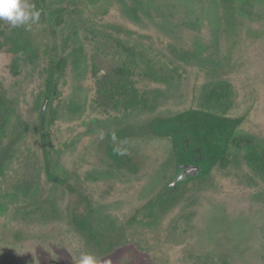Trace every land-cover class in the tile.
I'll return each instance as SVG.
<instances>
[{"label": "rangeland", "instance_id": "rangeland-1", "mask_svg": "<svg viewBox=\"0 0 264 264\" xmlns=\"http://www.w3.org/2000/svg\"><path fill=\"white\" fill-rule=\"evenodd\" d=\"M4 1L0 43L23 40L41 52L47 32L34 0ZM103 1L105 27L91 22V12L72 8L56 28L62 71L46 107L44 144L40 63L31 49L19 58L0 49V232L12 231L14 222L21 227L18 251L0 245V264H264V0H236L232 16L220 0ZM191 107L246 112L239 130L249 136L246 155L256 158L236 149L225 166L195 183L183 180L175 195L157 194L178 175L170 141L129 140L121 150L147 159L137 178L144 190L133 193L135 179L101 156L105 133ZM53 175L60 184L50 181ZM78 175L81 187L74 188L82 200L84 191L93 218L121 226L166 213L147 229L132 224L140 245L147 234L148 254L129 256L124 248L116 256H89L64 238L69 193L61 183ZM15 198L19 211L11 207ZM51 231L58 237L53 245Z\"/></svg>", "mask_w": 264, "mask_h": 264}, {"label": "flooded vegetation", "instance_id": "flooded-vegetation-1", "mask_svg": "<svg viewBox=\"0 0 264 264\" xmlns=\"http://www.w3.org/2000/svg\"><path fill=\"white\" fill-rule=\"evenodd\" d=\"M222 36L225 37L227 35L226 33H224L222 34ZM186 110H189L191 113L197 112V111L212 112V111L199 110L193 107L188 108ZM186 110H183V111H186ZM40 112H41V109H40ZM40 112H39V125H38L39 134H40L39 136H41L42 138L41 141L44 144L46 140L45 116H44L43 130H41ZM223 113H219V114H223ZM225 114H228V113H225ZM240 117L246 118L247 117L246 112L241 113ZM195 119L196 118L194 117L192 118L191 122L193 126L190 131L191 134H189L190 137L186 139V142H185L186 143V149H185L186 156L183 157L181 161L174 162L175 170L177 171L178 175L173 177V184H170L166 186L165 188H161L157 194H159L160 192L163 193V191H166L165 189H167L168 193L175 195L178 190V185L179 184L181 185L183 180H188L190 182L189 184H191L201 179V177L206 174V171L209 167L208 162L206 160V157H207L206 150H205L206 142L211 140L213 142H216L217 145H219V147H222L223 143L228 137L226 133L223 135L222 133L216 132L215 137L213 139H208L207 138L208 131H206V133L199 132L197 134L198 125L196 124ZM148 124H149V119L147 118L144 122H137L135 124H126L122 126L121 128L118 127V128L110 129L109 131L105 133V136H104V143H105L104 146L105 147L103 149V153L101 154V156L104 157L106 161H110L109 163L114 170L124 173L130 179L131 178L135 179V182L131 183V186L134 185L133 193H137V192L139 193L142 190H144L145 183H142L140 181L138 182L137 178L139 177L138 176L139 174L145 172L144 170H146L147 159L142 154L133 155L129 151L127 152L122 151L121 147L123 146V143L126 144L129 140L130 141L142 140L143 138H149V137L157 138L160 140L168 139L171 143V150H172L173 140L167 136L155 135L154 133L149 134ZM241 124L238 127L237 133H236V138H237L236 141L238 143L237 149L239 152L240 151L244 152V154L242 155L244 159L245 158L249 159L252 156L254 157V153H250L249 154L250 157L249 155L248 156L246 155V150L244 149V146L248 144L249 136L240 132L241 130L239 129L242 126ZM119 130H121L122 133L119 132ZM121 134H123L124 136H122ZM107 135H109V137ZM185 136L187 137L188 134H185ZM204 136H205V139L202 138ZM172 158L174 160L173 151H172ZM42 161L43 162L48 161V155L46 157H43ZM180 164L192 165L196 167L197 169H201V172L197 177H190V175L188 174L187 168L179 167ZM77 166L81 167V169L84 167L82 162H79ZM45 171L48 172V170H45ZM210 171H208V173ZM50 181L53 183H59L60 180H58V178L53 175V176H50ZM80 182H81L80 177L78 175L77 179L71 183H68V184H65V182L61 183L62 186H64L66 190H68V193H69V204H68L69 208H67L65 212L66 220L62 222V225L64 226L63 227L64 238L71 239V240L74 239L77 243H80V245H82V248L87 252L89 256H116L117 252L124 248L127 250V254L129 256L146 255L145 253H148V249H146L147 234L145 238L141 240L142 245H140L139 237L137 235V230H133L136 228L132 226L134 221L140 224H143V223L139 222V220H135V218L132 217L134 220H131L130 218L128 220H125L121 226H117V224L112 219L101 221V220H98V218H93V210L91 208V203L85 196L84 191L81 190L83 194V200H82L76 190L79 188H74L76 184L79 185V187H81ZM70 185H72L73 187L71 188ZM2 192L4 193L3 195H1V197H6L4 195L5 192L9 193L6 190ZM18 205H19L18 199L15 198L14 204L11 205V207L13 208V210L19 211ZM146 207L148 208V205ZM149 207L154 208L153 206H150V205ZM0 208H2L3 211L5 212V207L3 208V206L0 205ZM143 208L145 207L143 206ZM147 211L150 212L151 210L149 211L147 209ZM151 212H153V210ZM145 223H147V221L144 222L143 226L147 229L148 226L145 225ZM13 225L15 226H13L12 231L11 230H8V231L1 230L0 245L4 248V244L6 245L10 244L13 246L14 251L15 250L18 251L19 249L18 247L20 246L19 228L21 227L18 222H14ZM142 229L144 228L142 227ZM52 231L49 233V237H48L49 243L56 242V240L58 239V237H51ZM53 244L54 243H51V245ZM141 259L145 260L144 257H141Z\"/></svg>", "mask_w": 264, "mask_h": 264}, {"label": "trees", "instance_id": "trees-1", "mask_svg": "<svg viewBox=\"0 0 264 264\" xmlns=\"http://www.w3.org/2000/svg\"><path fill=\"white\" fill-rule=\"evenodd\" d=\"M218 1V0H215ZM236 0H220L221 4L225 6L224 12L225 14L228 12L230 15H235L237 12L236 7L234 8L231 3L235 4ZM100 4L99 13L92 12V7L96 3ZM107 2V0H106ZM5 4L11 3L10 0H5ZM35 10L39 13L41 17V21L45 26V30L47 32V38L45 39V46L39 52V49L30 48V44H25L23 40H16L14 46L9 44L10 40H6V42L0 43V49L4 47H8L7 51L9 53L14 54L15 56L23 57L26 55V51L31 49V59H36L40 63V80L42 81V85L44 87V91L39 94V97L48 98L54 93L55 86L57 85L56 81L59 77V73L61 70V63L63 61V57L61 52L59 51V42L56 38V28L58 27L63 15L69 9H82L84 8V12L88 14L91 12L92 16H88L91 22L98 23L99 25L104 26V21L106 19L107 14H109L108 8L104 10V1L103 0H67L65 3L54 4L49 0H34ZM107 5V4H106ZM95 9V8H94ZM134 7H131V11ZM133 12V11H132ZM109 24H106V27ZM105 27V26H104ZM115 26H113L114 28ZM121 28L120 26H116ZM225 30V29H224ZM227 31V30H226ZM227 35V34H226ZM26 50V51H25ZM39 52V53H38ZM174 53L184 58V54L180 49H175ZM183 55V56H182ZM227 92L226 90H224ZM229 91V90H228ZM39 101V98H38ZM39 104V103H38ZM39 108V107H38ZM41 109V107H40ZM45 116V115H44ZM196 118V124L198 125V132L206 133L207 138L213 139L215 137L216 132L222 133L223 135L226 133L228 137L223 143L222 147H219L216 142L208 141L206 142V160L208 162V171L212 169L215 165L225 166L229 163L233 158L237 149V138L236 133L240 124L243 122V117L237 115H229V114H219L218 112H190L189 110L179 112L174 115L164 114L163 116H155L149 118L148 124V132L149 134L154 133L155 135H163L170 137L173 140L172 143V151L174 160L173 162H179L186 156V139L190 137L189 134L192 129V118ZM121 132V130H119ZM122 133V132H121ZM185 134H188L186 137ZM124 136L123 134H121ZM205 139V136L202 137ZM238 150V149H237ZM47 156V155H46ZM45 156V157H46ZM43 157V156H42ZM250 157V155H249ZM256 158V154H254V159ZM252 160V158H249ZM151 212V211H150ZM152 213V212H151ZM166 214V213H165ZM162 213L158 218L155 219L154 222H147L145 225L155 223L156 221H160L161 217L165 215ZM131 220H134L131 218ZM148 254V253H147ZM150 256V255H149Z\"/></svg>", "mask_w": 264, "mask_h": 264}, {"label": "water", "instance_id": "water-1", "mask_svg": "<svg viewBox=\"0 0 264 264\" xmlns=\"http://www.w3.org/2000/svg\"><path fill=\"white\" fill-rule=\"evenodd\" d=\"M48 103V98L46 97L42 107H41V112H40V126H41V130H43V126H44V113L46 110V106ZM179 167H185L188 170V174L190 175V177H197L200 172L201 169H197L196 167L192 166V165H186V164H180Z\"/></svg>", "mask_w": 264, "mask_h": 264}]
</instances>
